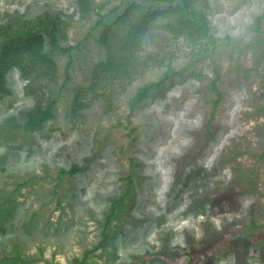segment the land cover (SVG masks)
Returning <instances> with one entry per match:
<instances>
[{
  "label": "rangeland",
  "instance_id": "374dc122",
  "mask_svg": "<svg viewBox=\"0 0 264 264\" xmlns=\"http://www.w3.org/2000/svg\"><path fill=\"white\" fill-rule=\"evenodd\" d=\"M188 1L0 0V264H264V0Z\"/></svg>",
  "mask_w": 264,
  "mask_h": 264
},
{
  "label": "trees",
  "instance_id": "16d2710c",
  "mask_svg": "<svg viewBox=\"0 0 264 264\" xmlns=\"http://www.w3.org/2000/svg\"><path fill=\"white\" fill-rule=\"evenodd\" d=\"M88 11L87 13H85V15L83 16V18H88L89 17V14L92 12L93 10V7H88ZM179 12H180V19L182 21H187V20H190L191 18H196V14L190 9V5H189V1L188 0H183V5L181 7H179ZM197 19H195L196 21ZM46 24H49V27H50V30H51V35H52V40H55V36L56 34H54V32H56L57 30V26H56V21H40L39 22V25L40 26H44ZM212 44L210 45V42H205L203 43L202 41L200 42H197L198 44H195L192 43L194 46L196 45L197 47H202L204 49H208L210 46H214L216 40L212 38L211 40ZM191 45V49H190V52L192 55L195 54V48L194 46ZM129 62V61H128ZM127 63V62H125ZM123 65V64H121ZM121 70H125V65L124 66H121ZM3 73H4V65H3V62L0 63V95L2 93H5L7 90L4 88V84H3ZM118 73H120V71H116V74H114V76H116ZM165 78H168V75L165 76ZM219 79L218 75H217V78L214 80V82L212 83V88L218 93L217 97H218V100L222 97L223 93L218 89L217 87V80ZM160 84H163L162 82L161 83H149L147 84L145 87H143L142 89H140L139 93L136 95V97L134 98V100L132 101V105H131V108H135L136 105L138 103H141L142 101H144L149 92L153 89H156ZM218 100L215 101V103L217 104ZM49 110L48 109H45L44 111L41 112V114L36 117L35 119L31 120L27 126L28 127H31V128H40L42 126V124L45 122V120L48 118L49 116Z\"/></svg>",
  "mask_w": 264,
  "mask_h": 264
}]
</instances>
